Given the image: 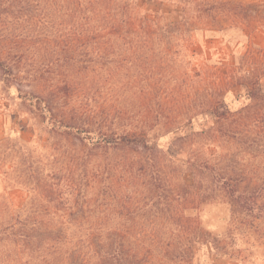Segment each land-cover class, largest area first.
I'll return each mask as SVG.
<instances>
[{"label": "rangeland", "instance_id": "1", "mask_svg": "<svg viewBox=\"0 0 264 264\" xmlns=\"http://www.w3.org/2000/svg\"><path fill=\"white\" fill-rule=\"evenodd\" d=\"M0 60V264H264V0H0Z\"/></svg>", "mask_w": 264, "mask_h": 264}, {"label": "trees", "instance_id": "2", "mask_svg": "<svg viewBox=\"0 0 264 264\" xmlns=\"http://www.w3.org/2000/svg\"><path fill=\"white\" fill-rule=\"evenodd\" d=\"M20 67L18 62H14V64H10L8 60H0V74L3 76L4 81H11L14 78L17 80L23 79L22 73L20 72ZM25 75V72H24ZM19 97L23 99L25 102H28L31 106L38 107L43 100L34 95L19 92ZM43 112H45L49 116V124L52 125L53 129H61L64 128L68 131L75 132L78 135L83 136V140L87 141L90 145L96 148L102 147H112L118 145V143L123 142L128 144L129 140L126 136H115L108 134H92V132L83 127H77L72 124H64L62 121H58L52 118V108L48 102H43ZM245 191H249L248 189ZM230 197L232 199V204L238 207L240 211L247 212L248 216L258 217L264 219V210L259 205L260 196L255 192H248V196H244V192L239 191L236 187L230 192Z\"/></svg>", "mask_w": 264, "mask_h": 264}]
</instances>
